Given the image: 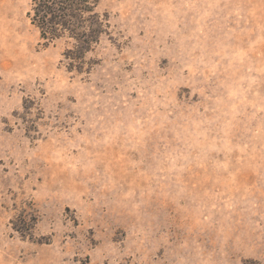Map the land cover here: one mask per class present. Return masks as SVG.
Returning a JSON list of instances; mask_svg holds the SVG:
<instances>
[{"label": "rangeland", "instance_id": "rangeland-1", "mask_svg": "<svg viewBox=\"0 0 264 264\" xmlns=\"http://www.w3.org/2000/svg\"><path fill=\"white\" fill-rule=\"evenodd\" d=\"M90 2L0 0V264H264V0Z\"/></svg>", "mask_w": 264, "mask_h": 264}, {"label": "trees", "instance_id": "trees-1", "mask_svg": "<svg viewBox=\"0 0 264 264\" xmlns=\"http://www.w3.org/2000/svg\"><path fill=\"white\" fill-rule=\"evenodd\" d=\"M90 3V0H32L30 18L47 43L68 36L77 41L79 52L84 53L101 34L98 22L96 29L92 24L89 28L84 26L96 17Z\"/></svg>", "mask_w": 264, "mask_h": 264}]
</instances>
